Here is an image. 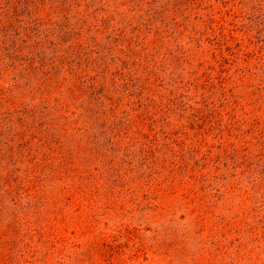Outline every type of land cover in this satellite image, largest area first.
Here are the masks:
<instances>
[{
    "label": "trees",
    "instance_id": "1",
    "mask_svg": "<svg viewBox=\"0 0 264 264\" xmlns=\"http://www.w3.org/2000/svg\"><path fill=\"white\" fill-rule=\"evenodd\" d=\"M112 1L127 6V25L112 24L109 41L94 44L71 18L96 0H0V264H98L99 243L87 248L64 232L144 198L158 210L153 232L164 238L152 253L168 264H200L192 236L215 234L244 214L243 177L256 185L264 172L259 121L244 131L233 114L216 129L194 106L188 124L173 121L176 97L155 98L151 88L182 63L192 67L191 84L211 79L204 64L218 56L202 40L213 29L211 13L196 14L203 0ZM133 95L138 104L129 108Z\"/></svg>",
    "mask_w": 264,
    "mask_h": 264
},
{
    "label": "rangeland",
    "instance_id": "2",
    "mask_svg": "<svg viewBox=\"0 0 264 264\" xmlns=\"http://www.w3.org/2000/svg\"><path fill=\"white\" fill-rule=\"evenodd\" d=\"M96 1L98 4L84 9L81 7L90 3L82 2L79 14L71 18V22L76 24V28L83 35L84 41H90L95 36L94 44L109 41L104 37L112 24L122 28L127 25L124 22H128L121 14L128 10L127 6L118 5L116 8L118 1ZM196 11L198 16L204 18L206 14L211 13L213 18V29H205L202 36L206 48L216 45L217 62L213 63L209 59L204 64L206 74H209L211 79L205 85L191 84L193 75L189 77L187 73L192 67H186V64L182 63L177 70L179 74L161 81L153 80L154 85L151 88L155 98L161 95L165 97L158 99L175 96V115L171 116V119H180L184 124L190 122L191 106H194L199 107L198 115L207 116L204 122L212 120L216 129L228 122V118L233 114L240 121H245L242 126L244 131L256 121L264 126V105L258 104L261 95L264 100V4L261 0H203V4L196 8ZM82 13L88 14L89 19L86 20ZM94 28L99 32H95ZM210 34L214 35L216 43L210 41ZM111 40L116 43L113 42L116 37ZM241 76L245 77L246 84H251L252 87L247 88V85L239 80ZM10 78L11 76H8L1 81L10 82ZM138 86L139 83L136 84L135 80L131 82L129 88L133 89V94L139 91ZM259 88L262 92L258 91ZM148 94L144 92L142 99ZM126 95V92L122 94L123 103L127 101ZM135 100L137 99L133 95L129 108L137 107V102L132 104ZM194 131L197 130L192 132ZM216 138L214 134H210V141L214 145L218 144ZM213 151L216 153L215 148ZM247 180L249 179L244 181L243 177V185H247L248 191L244 200V214L231 219L227 227L215 234L210 235L205 230L192 236L195 242L190 246L195 248L200 264H264V172L260 174L256 185ZM218 198L219 196H215L213 201H221ZM226 201L241 200L236 197ZM152 203L144 198L139 206L134 202L129 204L130 211H97L84 218L86 222L78 224L74 229L68 228L64 234L82 242L87 248L99 243L97 246L105 255L101 256L98 264H109L110 261L111 264H168L160 255L152 253L154 248H150L153 241L161 243L164 240L160 234L155 235L153 232L157 228L156 221L160 222V219L158 210L148 208ZM145 248L150 250L148 254L144 253ZM117 253H124L125 261L122 259L120 262ZM172 257L174 260L178 259V254ZM35 263L37 262L34 261L33 264Z\"/></svg>",
    "mask_w": 264,
    "mask_h": 264
}]
</instances>
